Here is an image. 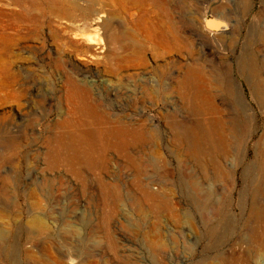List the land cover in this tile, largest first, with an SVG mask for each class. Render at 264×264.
<instances>
[{
    "label": "rangeland",
    "instance_id": "obj_1",
    "mask_svg": "<svg viewBox=\"0 0 264 264\" xmlns=\"http://www.w3.org/2000/svg\"><path fill=\"white\" fill-rule=\"evenodd\" d=\"M56 8L0 2V264H227L228 256L264 264L252 239L264 219L250 213L264 204V0H59ZM31 15L37 23L23 21ZM218 22L226 28L204 27ZM63 28L103 44L105 59ZM147 29L162 32V46ZM115 33L142 39L141 55L117 64ZM242 56L261 94L240 73ZM186 67L212 71L222 120L247 127L231 134L226 154L207 145L191 157L179 140L175 126L201 122L175 88ZM86 102L93 114L78 110ZM103 117L147 136L123 150L84 146L91 164L54 152L63 135L104 133L108 125L95 123Z\"/></svg>",
    "mask_w": 264,
    "mask_h": 264
},
{
    "label": "bare ground",
    "instance_id": "obj_2",
    "mask_svg": "<svg viewBox=\"0 0 264 264\" xmlns=\"http://www.w3.org/2000/svg\"><path fill=\"white\" fill-rule=\"evenodd\" d=\"M2 1L3 0H0V2ZM16 1L18 3L21 2H25L27 4L30 3L31 8L32 7L36 8L40 5H45V7H47L48 9L50 8L49 11L51 10L53 11V8L57 9L56 7L59 4V0H16ZM80 1L88 2L92 5L95 4L96 2V0H80ZM61 9H63V7H61ZM42 14L46 15L47 12L43 11ZM94 15L96 16L92 18L91 21L96 23L103 19L104 12L100 10V12H94L93 16ZM23 19H24L23 21H29V22L31 21L32 23H37L38 21L37 17H35L34 15H31V17L29 18L23 17ZM222 23L223 24H221L220 22L213 24L205 23L204 27L209 28L210 26H217L218 24H220L219 25L220 27L221 26L223 27L224 22ZM103 26L104 25H102V27ZM225 28L226 27H223V29ZM146 31L144 34L146 39L150 40V42L152 41L156 45L162 46V39H163L162 32L156 33L153 29L151 30L147 29ZM63 32L65 34L72 33V35H70L69 41H71L73 44L76 45L86 46L88 50L92 52L91 57H93V59H97V58L105 59V55L107 54L106 53L107 48H105L103 44H100L98 41L92 40L90 38L85 39L81 37L78 33L73 32L72 30L69 31L66 28H63ZM112 38L115 47L110 51L111 54L110 56L114 59V61L117 64L125 56V54L130 56L141 55L143 48L142 39H138L136 36L133 35H127L126 33H115L113 34ZM102 51H104L103 52L104 55H99ZM237 65L239 67L240 73L243 75L245 81L247 82V85L251 93L254 95H257L258 93L261 94L260 89L256 85L254 84L252 85V83L250 82L251 79L249 80L248 78V73L255 72V70H253L252 66H250L247 63V60L244 56L239 58ZM70 83H71L70 86L73 90L81 91L86 94V92L82 87L77 86L72 82ZM175 88L180 96V100L187 106V112L192 116L201 118V122L197 121L193 125L191 124V126L181 125L174 127L179 137V140H181V142L184 145L185 152L191 157H195V155L206 151L207 148H205V146L208 145L211 148L210 149L211 151L217 149L226 154L227 148L229 147L228 139L230 138L231 134L234 131L236 133V131L240 130L239 128L240 127L242 128L243 125L239 119L234 120L229 117V120L227 121L222 120L223 117L220 114L221 111L218 108V106L215 104V100H214L216 92L221 91V89H223V86L220 83V81L216 78L215 75H212V71H204L203 69H199L196 67L195 68L186 67L184 69L183 75L175 83ZM225 88L229 90V86L224 87V89ZM73 96L74 93L70 92L69 98L72 99ZM78 110L80 112H84L87 114L94 113L93 106H91L87 102L82 103L81 108ZM95 123L98 125L105 124L108 125V127H106L105 130H103L104 133H101V130L99 129H95L92 131H86V130L84 131L80 129L75 134L63 135L57 140L58 148L54 150V152L59 156L62 154L64 156V160L67 162H74V163L81 162V163L91 164L92 161L90 159V156L85 151L86 146L90 149H95V150L99 148V146L101 150H104L106 147L123 150L133 143H138V142L141 143L144 137L147 136L145 132L142 131L143 130L142 128L131 129L125 124L121 125L116 122H112V121L110 122L108 119H105L104 117L103 119H99L98 122L96 121ZM243 128H247V127L244 125ZM104 135L106 137L105 143L100 142V140H102V137H104ZM262 135L264 136V127L262 129ZM60 151H62V153ZM99 163L101 164L100 161ZM129 163L133 165V161L129 160ZM259 194L261 196L264 194V187L261 189ZM149 197H151V195H149ZM250 213H251V218L253 220H257V221L263 220L264 204L252 205L250 207ZM252 239L258 244H261L262 247L264 248V230L258 231L253 229ZM243 262L247 264V262L245 260H242L240 257H236V256L227 257V264H243Z\"/></svg>",
    "mask_w": 264,
    "mask_h": 264
},
{
    "label": "water",
    "instance_id": "obj_3",
    "mask_svg": "<svg viewBox=\"0 0 264 264\" xmlns=\"http://www.w3.org/2000/svg\"><path fill=\"white\" fill-rule=\"evenodd\" d=\"M219 26V24L217 26H210L209 29H216Z\"/></svg>",
    "mask_w": 264,
    "mask_h": 264
}]
</instances>
